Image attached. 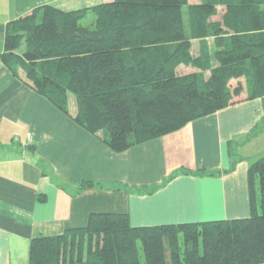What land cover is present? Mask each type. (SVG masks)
Here are the masks:
<instances>
[{
  "label": "trees",
  "instance_id": "trees-1",
  "mask_svg": "<svg viewBox=\"0 0 264 264\" xmlns=\"http://www.w3.org/2000/svg\"><path fill=\"white\" fill-rule=\"evenodd\" d=\"M0 62L123 153L264 97V0L44 4L8 23ZM248 186L246 218L135 227L128 214L93 213L34 238L29 264H264V157Z\"/></svg>",
  "mask_w": 264,
  "mask_h": 264
},
{
  "label": "crops",
  "instance_id": "crops-1",
  "mask_svg": "<svg viewBox=\"0 0 264 264\" xmlns=\"http://www.w3.org/2000/svg\"><path fill=\"white\" fill-rule=\"evenodd\" d=\"M112 1L0 0V56L8 23L36 7ZM262 157L264 97L116 153L0 62V264H29L34 238L85 227L93 213L128 214L135 227L246 218L248 169Z\"/></svg>",
  "mask_w": 264,
  "mask_h": 264
},
{
  "label": "rangeland",
  "instance_id": "rangeland-1",
  "mask_svg": "<svg viewBox=\"0 0 264 264\" xmlns=\"http://www.w3.org/2000/svg\"><path fill=\"white\" fill-rule=\"evenodd\" d=\"M191 2H196V1H199V0H190ZM92 17V15H90ZM90 17V18H91ZM89 20V19H88ZM72 103H71V109L72 108H75L76 104H75V97L72 96V99H71Z\"/></svg>",
  "mask_w": 264,
  "mask_h": 264
}]
</instances>
